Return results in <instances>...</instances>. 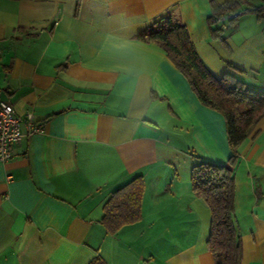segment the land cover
Returning <instances> with one entry per match:
<instances>
[{
    "label": "crops",
    "instance_id": "obj_1",
    "mask_svg": "<svg viewBox=\"0 0 264 264\" xmlns=\"http://www.w3.org/2000/svg\"><path fill=\"white\" fill-rule=\"evenodd\" d=\"M213 1L225 0H0L1 97L43 127L0 163V264H214L211 212L189 173L227 161L224 118L159 45L134 37L177 16L209 72L264 90V0H243L215 35ZM258 120L233 171L240 264H264ZM136 176L139 219L106 228L104 202Z\"/></svg>",
    "mask_w": 264,
    "mask_h": 264
},
{
    "label": "trees",
    "instance_id": "obj_2",
    "mask_svg": "<svg viewBox=\"0 0 264 264\" xmlns=\"http://www.w3.org/2000/svg\"><path fill=\"white\" fill-rule=\"evenodd\" d=\"M243 0L212 2L207 17L210 33L218 34L220 28L213 26L225 16L233 20L246 9ZM186 26L177 16L166 14L154 20L134 36L144 42H154L162 48L187 79L188 85L199 101L219 111L225 123L230 155L225 163L215 164L198 161L191 167L190 187L203 199L211 212L207 249L214 264H240L241 239L234 219V167L238 161V146L252 128L264 116V90H258L239 78L232 70H225L216 77L208 71L198 56ZM235 70V69H234ZM143 179L136 176L115 191L104 202L102 222L106 228L134 222L140 217ZM96 257L94 262L97 263Z\"/></svg>",
    "mask_w": 264,
    "mask_h": 264
},
{
    "label": "built area",
    "instance_id": "obj_3",
    "mask_svg": "<svg viewBox=\"0 0 264 264\" xmlns=\"http://www.w3.org/2000/svg\"><path fill=\"white\" fill-rule=\"evenodd\" d=\"M33 116L29 110L18 115L0 93V163L6 164L12 158L13 147L22 137L42 132V125Z\"/></svg>",
    "mask_w": 264,
    "mask_h": 264
}]
</instances>
